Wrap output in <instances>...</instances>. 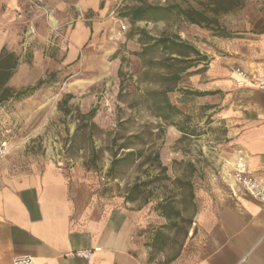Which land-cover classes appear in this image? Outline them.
<instances>
[{
  "label": "rangeland",
  "instance_id": "374dc122",
  "mask_svg": "<svg viewBox=\"0 0 264 264\" xmlns=\"http://www.w3.org/2000/svg\"><path fill=\"white\" fill-rule=\"evenodd\" d=\"M143 2L179 5L214 23L209 28L190 24L173 11L156 21L130 24L122 15L136 2L118 1L106 16L115 29L114 38L100 36L97 45L78 53L74 70H65L60 76L52 71L54 75L45 80L54 78L53 83L21 106L16 103L0 110V146L5 143L7 147L0 157V172H29L54 165L77 192L113 208L128 206L147 217L151 235L167 237L161 251H153L155 264H167L178 257L187 259L193 251L196 242L187 240L188 232L198 216L215 205L216 189L223 187L219 97L212 92L203 96L191 93H206L199 87L207 82L211 68L227 70V77H231L229 72L235 69L232 58L264 39V0H232L233 9L218 15L209 10L211 0ZM39 17L45 19L37 14L35 21ZM121 25L125 31L120 30ZM222 30L232 37L218 36ZM36 31L26 51L20 43L23 58L39 39L37 27ZM146 36L179 39L194 47L199 56L191 62L186 58L176 61L174 55L159 49L139 56L143 47L150 45ZM67 41L57 47L56 41L52 44L49 35L46 37L48 46L56 50L66 49ZM175 74L180 77L177 83L170 80ZM161 93L179 110L167 120L156 116L155 107L162 105ZM24 113L30 115L24 118ZM29 122L30 130L26 127ZM180 127L192 131L193 136L182 134ZM123 143L141 157L115 166L108 174L112 154L117 153V158L123 155L118 151ZM156 152L165 172L154 162ZM134 185H140V193L136 200L127 201ZM162 202L179 217L170 222L157 218L156 205ZM169 224L172 226H165Z\"/></svg>",
  "mask_w": 264,
  "mask_h": 264
},
{
  "label": "crops",
  "instance_id": "0c3cea01",
  "mask_svg": "<svg viewBox=\"0 0 264 264\" xmlns=\"http://www.w3.org/2000/svg\"><path fill=\"white\" fill-rule=\"evenodd\" d=\"M118 1L44 0L69 39L66 49L56 50L46 42L45 19L35 21L36 16L27 14L28 0H0V53L4 50L17 59L7 87L21 91L53 76L52 71L60 76L74 70L79 52L97 45L102 35L105 40L115 37L106 16ZM18 13L35 21L39 34L24 58V19L16 18ZM232 60L235 68L246 72L263 67L264 39ZM226 74L227 70L211 68L207 82L199 87L219 97L223 187H217L215 205L201 213L188 232L187 240L196 242L193 251L187 259L178 257L167 264H264V209L231 176V165L241 156L248 173L264 184V92L239 88ZM29 115L24 113V118ZM149 224L128 206L113 208L77 192L52 164L29 172H0V264L21 257L35 264H155ZM94 249L88 260L73 256Z\"/></svg>",
  "mask_w": 264,
  "mask_h": 264
},
{
  "label": "trees",
  "instance_id": "16d2710c",
  "mask_svg": "<svg viewBox=\"0 0 264 264\" xmlns=\"http://www.w3.org/2000/svg\"><path fill=\"white\" fill-rule=\"evenodd\" d=\"M136 5L128 8V10L122 15V18L128 19L130 24H135L137 22L145 21H156L162 19L167 14L175 11L177 15H179L183 20L190 24H194L197 26H202L203 24L207 25L206 28H209L214 21H210L204 17L201 13H195L193 10H183L179 5H166V6H153L147 5L143 2V0H134ZM212 5L209 7V10L218 15L220 12L228 13L233 7L232 0H211ZM229 5V7L225 6ZM198 17V18H197ZM201 18V19H199ZM142 33V32H141ZM144 34V33H142ZM218 36L223 38H231L232 36L226 33L225 31H220ZM147 41L150 42V45H146L143 47L142 51L138 54L139 56L147 54L151 50L159 49L161 51L166 52L167 54L174 55L173 60L181 61V58H186L187 61H195V56H199L198 51L192 47L191 45L184 43L183 41L177 39H171L167 37L162 38H151L146 36ZM144 44V43H143ZM17 66V59L11 53H7L6 51H1L0 53V110H8L14 104L22 102L30 97H32L37 91H39L43 86L49 83L54 82V78H49L48 80H40L34 86L27 87L21 91H14L11 88L7 87V82L11 78L13 74V70ZM196 71L193 74H197L202 72ZM170 80L174 83L180 81V77L178 74L172 75ZM204 94L210 93H200L195 92L191 93L194 96H203ZM153 95H157L153 93ZM161 98V106L155 107L156 116L163 120L169 119L171 116L179 113V110L173 106L165 96V93L160 94ZM70 98V96L68 97ZM182 134L187 136H193V132H186L183 127L178 129ZM134 138H138L135 136ZM119 152H122L123 155L120 158H117V153L112 154V162L111 166L108 170V174H111L114 167L125 162H136L141 156L140 152L131 151L127 143H123L118 148ZM154 162L160 168L161 172H165L166 168L161 167L159 161V154L156 152L154 154ZM115 179V177H113ZM131 195L128 196L127 201H134L137 199L138 194L140 193V185H134L131 189ZM156 211L160 213V215L167 221L170 222L172 218H178L179 213L173 211L166 203H158L156 205ZM165 226H172L171 224ZM158 237V238H156ZM157 239V241H156ZM167 237L162 234L154 235L153 242L150 244L151 248L154 252L161 251V249L166 244Z\"/></svg>",
  "mask_w": 264,
  "mask_h": 264
},
{
  "label": "built area",
  "instance_id": "2783aa9c",
  "mask_svg": "<svg viewBox=\"0 0 264 264\" xmlns=\"http://www.w3.org/2000/svg\"><path fill=\"white\" fill-rule=\"evenodd\" d=\"M28 15L37 16L42 14L45 16L47 32L49 35V42L52 44L57 42V47H62L67 44L62 27L56 23L51 12L46 8L44 0H28ZM23 13L16 14V18L24 19ZM25 33L22 40L21 48L23 51L29 47L32 39L35 37L37 31L33 21L24 19ZM121 31H125V26H120ZM236 80V85L239 88H250L256 91L264 92V66L254 69L251 72H246L240 68L232 69L230 72ZM6 144L0 146V157L6 152ZM231 176L235 185L244 193L249 195L252 199L257 201L264 209V184L251 176L247 171V166L244 157L237 156L231 165ZM92 251H76L73 256L88 260ZM11 264H35L30 257H21L13 259Z\"/></svg>",
  "mask_w": 264,
  "mask_h": 264
}]
</instances>
